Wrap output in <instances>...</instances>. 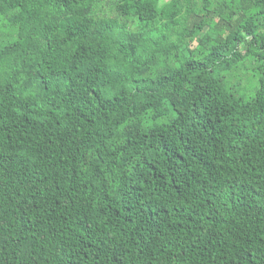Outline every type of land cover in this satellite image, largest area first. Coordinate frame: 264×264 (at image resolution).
<instances>
[{"label": "trees", "instance_id": "trees-1", "mask_svg": "<svg viewBox=\"0 0 264 264\" xmlns=\"http://www.w3.org/2000/svg\"><path fill=\"white\" fill-rule=\"evenodd\" d=\"M0 264H264V0H0Z\"/></svg>", "mask_w": 264, "mask_h": 264}, {"label": "rangeland", "instance_id": "rangeland-1", "mask_svg": "<svg viewBox=\"0 0 264 264\" xmlns=\"http://www.w3.org/2000/svg\"><path fill=\"white\" fill-rule=\"evenodd\" d=\"M169 0H160V3H165L168 2ZM178 1V0H176ZM238 77H243L245 79V83L243 82L242 85L237 86L235 91L239 96H243L244 99H248L250 94L252 93V87L253 85L250 84L249 82L253 80L254 78L251 76V73L249 72V75L246 74V72H243L240 76ZM238 81V80H236ZM256 83V79H254L253 84ZM235 85V84H234Z\"/></svg>", "mask_w": 264, "mask_h": 264}]
</instances>
